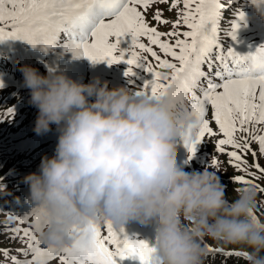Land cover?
<instances>
[{
	"label": "clouds",
	"instance_id": "9594fccd",
	"mask_svg": "<svg viewBox=\"0 0 264 264\" xmlns=\"http://www.w3.org/2000/svg\"><path fill=\"white\" fill-rule=\"evenodd\" d=\"M31 107L33 132L57 143L37 171L23 176L27 202L42 211L44 247H69L88 224L111 223L122 234L151 233L152 264H205L206 242L236 246L246 264H264V219H253L258 192L232 196L209 168L186 171L173 149L196 121L182 109L170 117L141 90L88 83L63 72L18 67Z\"/></svg>",
	"mask_w": 264,
	"mask_h": 264
},
{
	"label": "snow or ice",
	"instance_id": "6c2138e0",
	"mask_svg": "<svg viewBox=\"0 0 264 264\" xmlns=\"http://www.w3.org/2000/svg\"><path fill=\"white\" fill-rule=\"evenodd\" d=\"M166 3L169 0H0V41L19 39L46 52L58 46L63 35L66 42L62 47L73 58L83 57L93 64L107 61L109 66L126 63V77L134 75L133 67L143 66L153 77L143 92L157 105H165L170 117L182 109L196 121L183 138L189 160L206 137H220L216 151L226 154L230 166L243 173L234 182L264 193L260 183L264 166L258 162L264 157V46L249 57L238 56L230 47L225 55L218 35L225 9L222 0H171L169 10L176 11V20H165L157 10L150 21L152 7ZM238 19H244L243 13ZM152 22L168 26L170 31L162 32ZM181 27L187 30L179 31ZM237 28L232 23L229 36L233 40ZM125 35L132 38L128 53L119 48ZM253 143L258 152L252 149ZM226 146L231 150L225 152ZM248 154L253 157L251 164ZM218 165L216 160L211 162L213 168ZM253 219L259 220L255 214ZM18 221L28 227L12 230V239L26 242V248L19 250L25 259L18 260L4 249L0 255L11 264H51L56 260L59 264H118L128 259L152 264L153 248L121 234L110 222L104 224L106 234L100 225L90 223L74 229L78 236L71 246L42 248L37 239L47 227L42 211L33 208ZM206 247L209 252H219Z\"/></svg>",
	"mask_w": 264,
	"mask_h": 264
},
{
	"label": "rangeland",
	"instance_id": "374dc122",
	"mask_svg": "<svg viewBox=\"0 0 264 264\" xmlns=\"http://www.w3.org/2000/svg\"><path fill=\"white\" fill-rule=\"evenodd\" d=\"M236 1L238 2V0ZM224 2L225 0H222L223 4ZM237 2L235 3V6H237ZM170 3L171 0H169V3L166 4L154 5L151 11L148 13L149 20L151 21L152 14L159 10L163 14V18L165 20L174 22L177 18V13L176 11L169 10ZM262 3L264 4V0L262 1ZM233 6L234 4L229 7L224 6L225 9L223 10L221 19L219 21L218 35H220L219 39H222L224 42L229 38L233 40L231 36H229V33L232 30V23H235L231 18L232 16H234ZM243 15V20H247L249 18L246 14ZM152 26L158 27V29L162 32L170 31V27L164 25H156L155 22H152ZM246 28L247 26H245L244 24H238V28L236 29V39L244 38L245 36H247L244 35ZM186 30L187 29L183 27L179 29V31ZM11 40V44L13 46H16L20 41L19 39ZM8 42H10V40L0 41V50H9L8 54L10 56H15V60L12 65H15L18 59H20L22 65H26L20 53L15 50H11L12 47L7 44ZM112 42H114V38ZM131 45L132 38L130 35L121 37L119 48L122 52H125L124 48L130 49ZM240 52L242 57H244L245 55H251V53L246 52L243 49H241ZM224 53L225 55H227V52L224 51ZM145 59L148 63L152 65L155 64V61L151 60L150 57H145ZM122 65H125L126 70H128L129 65L127 66L126 63L113 64L109 66L107 61L93 64L88 59L83 58L85 73L84 83H88L93 78L99 77L102 81H107L110 88L124 86L132 90L143 91L144 85L149 83L148 81H151L153 79L152 74L148 71H144L145 68L143 66H140L138 67L140 73L141 71H144L141 73L140 81H143L145 76L148 78V81H143V83L137 82L139 79L138 76H125L126 71ZM205 71H207V68H205ZM14 78L15 83L23 84L22 80L16 77ZM9 83L12 84V80ZM29 99L30 96L26 93L15 91L14 86H9L7 88L0 87V253H2L1 251H3L4 249H7L9 250L10 254L13 255L20 254L21 252L19 250L23 249L24 246L26 247V242L22 243L20 239L13 240L12 230L28 227V225L20 224L18 221V217L27 215L32 211H24L22 207H20L21 202L24 200V195H26L27 200L29 196L28 187L21 182L22 178L28 173L37 171L41 158L45 155L51 157L55 149L49 137L51 132L44 136H37L33 132L35 119L37 116V109L29 105ZM9 110L12 112V114H9ZM23 115H26L28 119L27 121L23 119ZM211 126L215 130L214 122L211 124ZM19 132L22 133L19 134ZM219 138L220 137H206L204 142L197 146L196 154L191 160H189V153L186 149L183 157L185 170L189 172L193 170L203 171L204 169L209 168L210 170L216 171L220 175V178H228L229 176L241 173L230 166L229 162L225 160L224 155L219 154L216 151L215 143L216 139ZM225 150L227 152L231 149L226 146ZM247 157L249 156L247 155ZM213 160L219 162L217 168H213L211 166V162ZM30 161L31 166H28L27 163ZM14 168L15 172L12 175ZM230 169H232L234 172L230 173ZM12 178H16L19 186L21 187L13 189L12 187L14 186V184L12 186V183H10V180ZM232 190L233 188H228V191L232 192ZM261 194L262 193H258V201L254 213L260 219H264V213L261 212V205H264V195ZM12 202L18 204V209L14 210L12 208V212H9ZM20 236L22 237V233H20ZM210 242L214 244L217 243L211 240ZM216 246L218 247L219 245L217 244ZM223 247H226V249H222L225 255L229 252L234 253L233 251H236V249H241L236 246L223 245ZM215 259L216 258H214L213 261L205 259V264H225L226 262V264H238L237 262L239 261L235 260L236 262L233 263L231 262L233 258H228L226 259V261H223V259H217L218 261H216ZM8 262L9 260L5 261L3 256L0 255V264H9ZM51 264H59V262L58 260H56L52 261Z\"/></svg>",
	"mask_w": 264,
	"mask_h": 264
},
{
	"label": "trees",
	"instance_id": "16d2710c",
	"mask_svg": "<svg viewBox=\"0 0 264 264\" xmlns=\"http://www.w3.org/2000/svg\"><path fill=\"white\" fill-rule=\"evenodd\" d=\"M12 175H13V174H12ZM14 180H16V181H14ZM10 183H12V186H13V184H14V186L12 187L13 189L19 187V183H18V181H17L16 178H12V179L10 180ZM9 212H11V211L9 210ZM18 258L21 259V256L18 257ZM232 262H233V261H232ZM8 263L10 264V260H9ZM237 263L239 264V262H237Z\"/></svg>",
	"mask_w": 264,
	"mask_h": 264
},
{
	"label": "bare ground",
	"instance_id": "6f19581e",
	"mask_svg": "<svg viewBox=\"0 0 264 264\" xmlns=\"http://www.w3.org/2000/svg\"><path fill=\"white\" fill-rule=\"evenodd\" d=\"M73 74H74V75H78V72H77L76 69L73 70ZM132 233H134V232H132Z\"/></svg>",
	"mask_w": 264,
	"mask_h": 264
}]
</instances>
